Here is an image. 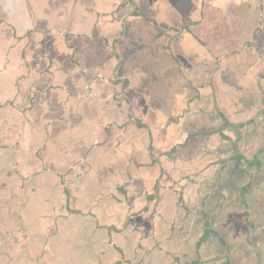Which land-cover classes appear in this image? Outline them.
I'll use <instances>...</instances> for the list:
<instances>
[{
    "label": "crops",
    "instance_id": "1",
    "mask_svg": "<svg viewBox=\"0 0 264 264\" xmlns=\"http://www.w3.org/2000/svg\"><path fill=\"white\" fill-rule=\"evenodd\" d=\"M140 1L164 26L133 0H0L2 258L226 264L221 239L240 264L225 204L264 189V0ZM171 167L193 192L245 174L205 214Z\"/></svg>",
    "mask_w": 264,
    "mask_h": 264
},
{
    "label": "water",
    "instance_id": "2",
    "mask_svg": "<svg viewBox=\"0 0 264 264\" xmlns=\"http://www.w3.org/2000/svg\"><path fill=\"white\" fill-rule=\"evenodd\" d=\"M258 163V162H257ZM163 168V167H161ZM248 168H256L255 165H250ZM176 170V168L174 169V171ZM229 170V169H228ZM234 170V169H233ZM163 171L166 172V174L168 175V179H166L165 181L168 182V187H172L174 190H178L181 192L182 190V194L186 195V197H183L184 200L187 202L188 200H190L192 202V199L200 194V205H201V211L203 213L206 214V211L204 208V204L210 201L215 202V204H222L221 202L223 200H225L226 198V193H230V195L232 194V192L235 189H239V182L241 183L244 176V172L242 170L240 171H236L234 170V175L232 176V180H234V182L232 184L227 185V182L225 181V183H220L217 186L218 182H215V185L213 186L212 189H208L207 191H204V186L205 182H206V177H204L201 181L197 182V189L195 190V192H193L192 189H186L185 188V177L184 176H179L177 177V179L174 177V173H173V169L172 167L167 169H164ZM180 171V169H179ZM219 172H221V169L219 168ZM231 173V171H230ZM221 174V173H220ZM180 181H182V185L180 184ZM164 182V181H163ZM230 182V181H229ZM165 186L164 188L167 189L168 187ZM203 186V188H202ZM243 193L246 192V194H243L244 198L243 201L245 202L244 205H233L231 203H226L225 207H227L226 211L229 213L230 211L232 213L234 212H240L242 211V207H244L243 211H244V216L242 215V217L236 216L235 218L239 221V222H243L246 226V232L244 233V229H242V233H244V237L243 240L239 239L238 241L234 242L235 245H233V255H234V259H235V255L238 254V258L240 259V264H255V258H256V254L257 252L261 251L264 254V238L259 239L258 241H256V239L253 240V238H251V236L254 234L255 229H256V225L253 223L255 220H251V217L253 215V208L254 206H258V204L264 199V189L263 188H258V190H254L252 192H249V189H247L246 187H244L242 189ZM182 196V195H181ZM247 196H250L252 200H250L249 202H247ZM208 204V203H207ZM222 213V210L218 212V215H220ZM260 219L258 221H261L262 226H264V214L262 212H260ZM234 218V219H235ZM256 221V222H258ZM226 244V241H225ZM228 244V243H227ZM226 244V245H227ZM235 253V254H234ZM237 256V255H236ZM230 262L232 264H237L235 262V260L229 258Z\"/></svg>",
    "mask_w": 264,
    "mask_h": 264
},
{
    "label": "rangeland",
    "instance_id": "3",
    "mask_svg": "<svg viewBox=\"0 0 264 264\" xmlns=\"http://www.w3.org/2000/svg\"><path fill=\"white\" fill-rule=\"evenodd\" d=\"M136 4H137V7H138V9H140V10H144V12L145 13H147V14H152V15H154L155 17H154V19H156V22H157V26H164V24H165V21L162 19V18H160L159 16H157L158 14L156 13V12H154V10H153V8L155 9V8H157L156 6H154V7H150V6H145L144 4H142L141 3V1L140 0H133ZM153 19V20H154ZM130 20H135L137 23H138V26H140L141 28H143V33L141 34V35H144L145 37H149L150 35H148V33H150L151 32V30H153L155 27H156V25L154 24V21H150V22H148V24H147V26L146 27H144V24H142V23H144V20H143V18H138L137 16H131L130 17ZM130 38H132V35H130V36H128L127 37V39H130ZM0 206H1V203H0ZM10 217H12V218H15L16 216H14L13 214L12 215H10ZM2 219L4 220V217H2L1 216V214H0V224L2 223L1 221H2ZM45 221H41V223H44ZM2 224H4L5 225V223H2ZM8 225V224H7ZM48 225V224H47ZM7 228V227H6ZM39 230L40 229H43V227H40V228H38ZM4 231H7V230H4ZM43 233L44 232H47V229H43V231H42ZM0 233H1V229H0ZM5 233V232H4ZM220 242H222V246H223V244H224V251H223V254H224V256H225V253L227 254V245L225 244V241H222L221 239H220ZM11 247H13V246H9V248H11ZM0 250H1V248H0ZM0 253H1V251H0ZM15 254V252H13L12 253V256H8V255H6V257H1V255H0V264H17V262H16V257L15 256H13ZM214 258H212V259H210V260H208L209 262H211L212 260H213ZM20 262H22V261H19V263ZM23 263V262H22ZM64 263V262H63ZM23 264H31V263H23ZM80 264H88V262H87V259H85V260H82L81 261V263Z\"/></svg>",
    "mask_w": 264,
    "mask_h": 264
},
{
    "label": "flooded vegetation",
    "instance_id": "4",
    "mask_svg": "<svg viewBox=\"0 0 264 264\" xmlns=\"http://www.w3.org/2000/svg\"><path fill=\"white\" fill-rule=\"evenodd\" d=\"M264 152V146H263V148H262V151H260V154L262 155V153ZM259 154V155H260ZM263 156V155H262ZM250 183L251 182H248L246 185H245V187L246 188H248L249 187V185H250ZM262 231L264 232V227H263V229H262ZM251 238H253V240L254 239H256V241H258L259 239H261V237L259 236V235H256V234H253L252 236H251ZM227 254L225 255L226 257H225V260H226V264H232L231 262H230V260H229V258H231L232 259V254H231V252H230V250H229V248H228V245H227ZM255 264H264V254L261 252V251H259V252H257V254H256V258H255Z\"/></svg>",
    "mask_w": 264,
    "mask_h": 264
}]
</instances>
